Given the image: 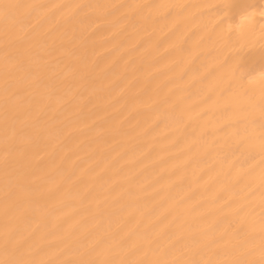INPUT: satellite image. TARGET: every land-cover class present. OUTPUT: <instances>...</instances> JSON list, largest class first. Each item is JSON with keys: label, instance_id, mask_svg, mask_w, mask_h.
I'll list each match as a JSON object with an SVG mask.
<instances>
[{"label": "bare ground", "instance_id": "obj_1", "mask_svg": "<svg viewBox=\"0 0 264 264\" xmlns=\"http://www.w3.org/2000/svg\"><path fill=\"white\" fill-rule=\"evenodd\" d=\"M264 264V0H0V264Z\"/></svg>", "mask_w": 264, "mask_h": 264}, {"label": "snow or ice", "instance_id": "obj_2", "mask_svg": "<svg viewBox=\"0 0 264 264\" xmlns=\"http://www.w3.org/2000/svg\"><path fill=\"white\" fill-rule=\"evenodd\" d=\"M6 264H14V262H6Z\"/></svg>", "mask_w": 264, "mask_h": 264}]
</instances>
